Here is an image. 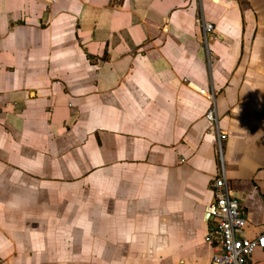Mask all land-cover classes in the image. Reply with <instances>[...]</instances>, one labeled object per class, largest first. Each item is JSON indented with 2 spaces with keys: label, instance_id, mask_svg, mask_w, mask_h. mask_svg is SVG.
Instances as JSON below:
<instances>
[{
  "label": "crops",
  "instance_id": "obj_1",
  "mask_svg": "<svg viewBox=\"0 0 264 264\" xmlns=\"http://www.w3.org/2000/svg\"><path fill=\"white\" fill-rule=\"evenodd\" d=\"M222 172L256 236L264 0H0V264H208Z\"/></svg>",
  "mask_w": 264,
  "mask_h": 264
},
{
  "label": "built area",
  "instance_id": "obj_2",
  "mask_svg": "<svg viewBox=\"0 0 264 264\" xmlns=\"http://www.w3.org/2000/svg\"><path fill=\"white\" fill-rule=\"evenodd\" d=\"M206 31H212L211 24L205 23ZM205 94L203 89H199ZM205 117L216 123L214 108L207 110ZM224 139L225 135L220 134ZM213 202L207 211L214 220V225L205 235V241L211 244L213 252L208 264H253L252 255L257 249H264V224L260 232L251 238L242 237L238 232L243 230L246 219L236 196L229 189L222 173L212 181Z\"/></svg>",
  "mask_w": 264,
  "mask_h": 264
}]
</instances>
